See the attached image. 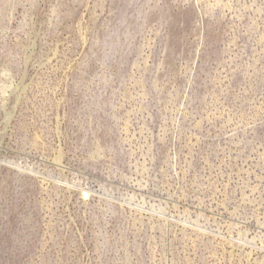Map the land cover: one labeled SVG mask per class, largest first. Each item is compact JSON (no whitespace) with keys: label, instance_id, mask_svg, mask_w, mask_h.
Instances as JSON below:
<instances>
[{"label":"rangeland","instance_id":"obj_1","mask_svg":"<svg viewBox=\"0 0 264 264\" xmlns=\"http://www.w3.org/2000/svg\"><path fill=\"white\" fill-rule=\"evenodd\" d=\"M0 264H264V0H0Z\"/></svg>","mask_w":264,"mask_h":264},{"label":"water","instance_id":"obj_2","mask_svg":"<svg viewBox=\"0 0 264 264\" xmlns=\"http://www.w3.org/2000/svg\"><path fill=\"white\" fill-rule=\"evenodd\" d=\"M137 1H140V0H131V4L132 2L133 3H136ZM151 1H155V2H159V0H149V2ZM139 17H143V12L142 10L139 12ZM126 18H128V16H126V11H124L121 16L118 17V19L116 21H120V23H124L126 22ZM137 20V19H136ZM136 20L135 22L132 23V26H136L137 23H136ZM144 20V19H143ZM115 21V20H114ZM114 34L115 36H113V38L111 39V35L109 36L110 37V40H102L100 41L101 42V46H102V50H106V48L110 49L111 52L113 53H117L118 52V48H119V38H120V35L122 34L121 30H120V27H116L115 30H114ZM136 33L134 32H129L127 34H124L125 36H127L129 38V40H132L136 35ZM105 55V53H104ZM106 58H109V56H105ZM158 83V81H155L152 83L153 86H156V84Z\"/></svg>","mask_w":264,"mask_h":264},{"label":"bare ground","instance_id":"obj_3","mask_svg":"<svg viewBox=\"0 0 264 264\" xmlns=\"http://www.w3.org/2000/svg\"><path fill=\"white\" fill-rule=\"evenodd\" d=\"M6 88H7V87H6ZM11 117H13V116H11ZM11 117H10V119H11ZM86 192H87V191H86ZM86 192H85V193H86ZM88 194H89V192H88Z\"/></svg>","mask_w":264,"mask_h":264}]
</instances>
